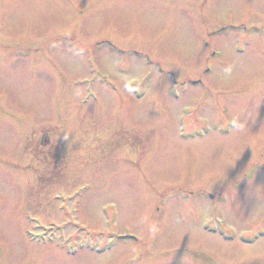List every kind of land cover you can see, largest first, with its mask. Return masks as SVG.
<instances>
[{
    "label": "rangeland",
    "instance_id": "1",
    "mask_svg": "<svg viewBox=\"0 0 264 264\" xmlns=\"http://www.w3.org/2000/svg\"><path fill=\"white\" fill-rule=\"evenodd\" d=\"M0 264H264V0H0Z\"/></svg>",
    "mask_w": 264,
    "mask_h": 264
},
{
    "label": "flooded vegetation",
    "instance_id": "2",
    "mask_svg": "<svg viewBox=\"0 0 264 264\" xmlns=\"http://www.w3.org/2000/svg\"><path fill=\"white\" fill-rule=\"evenodd\" d=\"M49 137L46 136L45 134H40V137L37 138L36 143H35V147L37 145V148H42V146L46 147L48 146V153H40L37 156V163L39 164V160L42 163V168L40 167V164L38 165V172H37V178H38V183H39V190L40 193L42 195H46V193H48L49 190H47L46 188H48V185L45 184V182H47V184H49L50 182H54V180L56 178H58L59 173H60V169L58 167H52L51 165H53V161L55 162L56 165L58 160H56V155L54 154V143H52L53 145L50 146L51 141L48 139ZM42 152V151H41ZM44 157H46L47 161L49 162L46 166H48L47 168L45 167L44 163H45V159ZM44 166V167H43Z\"/></svg>",
    "mask_w": 264,
    "mask_h": 264
}]
</instances>
